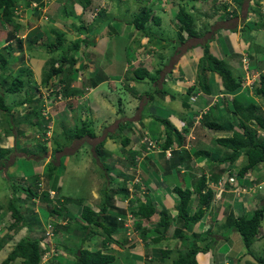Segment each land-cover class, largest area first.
I'll return each instance as SVG.
<instances>
[{"label": "crops", "instance_id": "obj_1", "mask_svg": "<svg viewBox=\"0 0 264 264\" xmlns=\"http://www.w3.org/2000/svg\"><path fill=\"white\" fill-rule=\"evenodd\" d=\"M205 1L126 0L124 2V0H101L97 2L96 0H92L88 9L84 10L79 5V11L74 10L73 5V9L70 12L74 13L77 23L81 22L85 27V33L77 29L78 25L74 20H65V18L71 19L73 16L66 9H62L60 5L62 9L61 16L56 20L51 19V21H48L50 24L61 23L66 30L71 27V39L68 40L71 42L81 40L82 42L79 50L74 53L64 50L66 51L64 54L74 57L71 80L62 74V78H65V82L69 86L67 90L69 97L67 98L70 101L59 106L56 105L53 109L55 119L53 136L55 140H52L51 143V149L53 150L48 151V149L46 153H43L40 149L39 146L42 143L37 139L41 127L37 102L34 101L39 94L38 87L42 85V78L39 79L34 71L26 65L25 67L27 68L22 69L26 59L25 56L20 57L19 52L14 53L19 57L12 56L15 62L14 65L18 69L14 71L13 68L10 71L11 77L15 76V72L17 74L21 70L31 73L29 76L28 73L24 74L22 89L16 92L18 94L13 93L15 94V98L10 103L8 101L5 104L11 109L9 111L10 114L8 115L6 112H3L5 115H2L3 113H0V157H4L6 153L12 151V154L8 157L9 161L1 160L4 162V165L0 164V173L8 180L7 183L11 181L9 180L10 177L14 178L16 176V179L20 178V182H18L19 185L14 182V185L19 187L20 183L25 185L26 183H30L33 177H36L40 179L44 178L46 185L49 176L65 181L69 173L72 175L78 174L83 170L96 166L95 172L91 173L90 177L93 180L89 189V193L91 194L90 199L72 194V197L66 196L63 194L67 193L66 188L63 191L60 189L58 191L55 190L58 192L59 197L71 198L78 202L82 200L84 203L80 204V209L83 207L82 205L93 207V205L98 204L100 191L102 190L100 184H104L106 180L108 183L114 182L112 185L107 184L109 188L117 189L122 186L124 188L126 182L136 175L140 178L141 185L145 186V190L142 193L137 194L139 185H136L134 189L141 203L150 205L156 211L147 220L149 229L140 232V239H137L135 245H131L130 247L126 245L122 234H113L114 239H118L120 243L123 242V245L121 247L117 244L106 245L105 252L115 258L109 264H147L149 257L151 258V264H172L178 255L186 253L193 245L198 250L195 255L197 264H257V260H264V226H260L263 229H260L259 237L252 244L250 248L251 253L243 246L240 235L230 227L229 217H237L239 214L235 208L227 211L224 207V202L228 201L229 197L232 196L230 191H227L226 195L228 196H224V194L218 202H215L214 199L211 207H207L202 219L188 228L183 227L175 208L179 197L174 189L180 188L183 190L184 188H189L193 190L195 188V184L200 178V175H197L200 172L201 156L206 154L201 153V155L197 152H209V145L205 143L203 138L209 137L213 140V137L210 135L212 132L207 129L203 122L199 123V125H193L200 112H203V117L207 118V124L210 122H216L222 126L223 123H226V125L231 124L230 128L234 130L238 127L235 126L234 122L229 121L232 118L230 111H233V99L237 97H241L240 101H245L246 98H253L255 101L257 99L254 94L242 92L240 89L232 93L225 92L220 78L214 73L207 74L209 93L202 92L198 84H196L197 64L203 55V47L207 44L206 46L210 54L219 60H223L234 77L236 75L238 79H242L244 72L241 62H239L241 54L242 56L246 54L251 59V57H254L250 55L252 51L255 53V56L257 51L261 50V53L263 51L264 26H261L263 22L261 14L264 13V0H239L238 2L230 0L229 3H222L219 7L215 4L211 6ZM139 4H143V6L140 7ZM231 5L235 7V12L232 17H229L224 13L223 7L227 6L228 8ZM181 6L184 7L185 11L194 16V30L197 34L194 37H189L176 19ZM47 8L45 7V10ZM142 8L147 9L150 15L156 18L160 24L161 18H163V21L174 30L175 35H178L176 40L170 39L167 43H159V41L155 42L152 40V29L160 26H155L156 24L152 20L149 23H152L153 26H148L145 32L137 31L130 22ZM31 13L32 15L34 14V17L36 14H41L34 10L30 11L28 16L30 20L34 18ZM51 13V16L56 17L54 14L57 12L51 11ZM40 16L44 18L42 14ZM41 18L40 20L42 21ZM23 25L25 28L27 27L25 24H22V27ZM2 27L3 29L0 31V34L12 31L11 27L6 28L5 25ZM74 27L76 28L73 30ZM66 30L57 31L63 33L64 37H66L68 35L64 32ZM16 37L29 40L26 33ZM179 38H181L180 42H177ZM120 39H125L126 43L130 40L129 43L133 44L130 49L133 51L132 55L129 54L126 43L121 44ZM255 39L259 43V45H255L257 46V50L253 49ZM83 41L87 42L84 43ZM117 41H119L120 46L117 45ZM8 43H5L3 46L9 45ZM35 48L36 46L30 48L32 51L30 60L49 61L51 59L62 58L63 50H48L47 55L50 56L45 57L42 54L44 52L33 50ZM115 48L118 50H115ZM112 51L116 53H112ZM144 52L147 56L143 55ZM54 54L57 55L53 56ZM107 56L108 58L106 59ZM251 64L250 69L253 74L257 73V71L252 70L253 66L258 71L264 68V60L260 62L256 58ZM44 67L45 65L41 69L40 76H42ZM65 68H69V64L66 63ZM139 70L142 71L139 74V78H143L142 80L134 76V73ZM1 73H5L7 76L9 71H1ZM88 90L90 92L87 95L86 102L81 104L78 101V97L85 95ZM190 97L195 99L192 100ZM115 103H117L118 109ZM84 110L86 112L83 116ZM165 122L171 123L170 129H175L185 140L183 144H178L176 140L177 136L172 131L173 145L177 147L182 146V148L179 147L176 159H163V154L155 153L149 154L144 158L135 157L133 163L131 160L132 155L128 153V148L132 152L145 151V145L142 143V137L145 132L153 140L158 141V144L162 145L163 148L167 138V134L164 131V129H167V127L165 128ZM82 125L88 127L87 131L92 134V138L87 136L88 133H85L83 137L76 139V141L70 139V136H68L69 132H73L79 127L83 131ZM152 125L154 128L151 127ZM115 131H118L121 135L115 137ZM215 133L216 130L214 131ZM97 134L102 135V140L99 142L96 141L99 140ZM120 136L127 139L129 145L126 148L121 146ZM99 144H102V156L108 155L106 156L108 157L107 161L114 168V170L107 171V174L112 173L108 177L103 176L105 174L103 171L97 173V169L102 164L100 160L96 162L97 164L95 163L97 160L95 149ZM4 147L6 148V153L2 151ZM25 150H28V152L25 153ZM81 151H86V154L83 156L84 162L78 159V153ZM2 153L3 155H1ZM55 153L57 156L54 155ZM182 155L187 157L188 160L182 161L179 164L177 163L176 168L178 170H175L176 174L168 171L166 168L172 165V161L178 162L177 159ZM242 161H244L243 155L229 167L236 169V166ZM183 163H185V171L180 173L179 168H181ZM222 163H212L209 167L205 165L207 167L205 169L206 178H210L212 173L222 175L223 171H228L227 164L229 162ZM21 166L23 170L18 169ZM263 166L264 163L258 165L256 168L259 167L260 169ZM9 171L10 175H7ZM59 172L61 176H59ZM255 173L256 175L251 173V170L248 171V175L244 180L245 183L249 181L252 184L257 183L260 179L261 171L260 174ZM259 182H264V180L260 179ZM9 187L10 193L7 195L10 198L12 195L11 184ZM15 196L22 199L24 194L19 189L15 193ZM119 198L120 196H114L115 200ZM260 199L261 205L264 204V193ZM252 201L254 203L252 204V208H250L249 206H251ZM25 203V201L19 200L21 207H24ZM197 203V194L193 193L189 201V213L195 211ZM241 203L243 205L242 207L240 206L241 209L249 207L245 210L246 213L251 211V209H256L254 207L256 204L255 197H247ZM28 204L31 205L29 201ZM257 204L259 205V202ZM29 207H31L28 209L29 215H25L24 213L28 225L25 224V227L20 229V231L6 230L9 225V212L2 210L3 208L0 207L1 219L4 222L1 223L4 227L2 236L5 235L4 237H6V234L14 232L13 236L7 239L0 249V264L6 259L14 244L22 239L24 228L28 227V229H32V232L38 229L40 232L42 231L45 222L41 215L42 211L39 210L38 215H36L31 212L33 206ZM35 208L38 212V208ZM161 211L166 212L171 221L168 230L163 232L160 229L162 233L155 232L159 228L157 223ZM31 223H33V226H31ZM75 235L78 236L76 232ZM79 238L81 239L79 236L78 238L70 237L68 232H65L59 238L62 245L57 246L61 255L52 264H68L73 262L74 254L79 246ZM99 243V245L98 243L94 245L92 250L101 249L102 239ZM205 245L208 246L207 250L203 249ZM66 247H69L71 251L66 250ZM108 247L110 248L107 249ZM68 251L73 253V255H69ZM102 251L104 252L103 249Z\"/></svg>", "mask_w": 264, "mask_h": 264}, {"label": "trees", "instance_id": "obj_2", "mask_svg": "<svg viewBox=\"0 0 264 264\" xmlns=\"http://www.w3.org/2000/svg\"><path fill=\"white\" fill-rule=\"evenodd\" d=\"M72 1V0H71ZM82 8L88 9L91 5L92 0H76ZM238 2L239 0H235ZM19 2H23L24 7H29L31 2H37L42 5L41 0H0V24L9 25L12 28V31L9 33L10 35H14L15 32L19 31V24L16 20L15 16V9ZM234 2V1H233ZM229 5V4H228ZM67 6V4H66ZM65 6V7H66ZM96 7H94L95 9ZM230 9L231 12L227 9ZM223 7L224 13L227 16L232 17L235 12V7L231 6ZM66 9V8H65ZM71 16H74L73 12H68ZM263 22L261 26H264V13L261 14ZM177 21L180 23L181 28L185 31V33L189 37H194L196 34L194 30V18L192 14H189L185 11L184 7H180L178 13L176 15ZM152 20L155 24H158V20L153 18L150 15V12L142 8L131 20L130 24L134 26L137 31L145 32L148 27L147 23ZM78 30H85V27L82 25L77 28ZM79 30V31H80ZM55 34L56 39L52 41H48L45 43L44 48L45 50H63V54L68 50V52H76L79 50L81 45V40H75L70 44L69 47L63 48V43L65 42L64 34L58 31H52ZM6 34L7 39H9L10 35ZM9 35V37H8ZM43 38V37H42ZM42 38H38L37 40L32 39L31 43L28 45H36L38 42H42ZM28 40V39H27ZM13 42V41H12ZM29 42V40H28ZM84 43L87 41H83ZM12 43H10L11 45ZM15 44H17V49H20L23 45V41L16 40ZM10 48V47H9ZM11 49V48H10ZM66 50V51H64ZM9 51V50H8ZM61 55L62 58L59 59H51L45 63V67L42 71V83L46 84L49 80L53 77L57 80L60 84L65 83V78H62V74L69 77L71 80V71L73 69L74 57L71 55L64 54ZM9 55V52H7ZM69 64V68H65V64ZM9 64V60L7 56L0 54V71L5 72L6 68ZM64 69H66L64 71ZM30 75L31 72H27L26 70L19 71L16 76L13 77V81L8 86L7 90L4 92H12L16 93L20 91L23 87V76L24 74ZM140 73L142 71H137L134 73L139 80L143 78L140 77ZM214 73L216 74L221 81L222 88L227 93H232L236 91L239 86L241 85L242 79L235 78L227 66V64L223 60H219L210 54L206 45L203 47V55L199 59L197 64V84L198 87L202 90V92L208 94L209 93V86L207 82V74ZM67 85V84H66ZM67 86L63 88V94L65 97H69L67 95ZM254 96L258 97L261 103L263 104V108L255 101L253 98H246L245 101H240L241 97L234 98L232 101L233 111L231 112L232 120L234 123L237 124V127L240 130H232L231 135L228 137H221L217 140V144L227 150L226 159L223 162H230L233 163L241 154L245 156V163L240 167L238 170V174L242 177L246 172L256 168L258 165L264 163V75L260 74L258 77V81L254 87ZM0 110L6 112L8 115L10 114V108H8L3 99V95L0 94ZM167 123V122H165ZM212 130H224V126L221 124H217L216 122H210L207 124ZM252 126V127H251ZM83 131L81 128H77L73 132H69L70 138L72 139H80L88 133L87 136L92 138V134L87 131V128L82 125ZM173 129V128H172ZM167 127V131L170 132L167 135L165 143L163 145V149H167L168 147L173 145V138L171 139V133H174L177 136L178 144H183L184 139L183 137L177 133L174 129L172 130ZM231 129V128H230ZM171 130V131H170ZM86 131V132H85ZM262 131L263 133H260ZM121 135V134H120ZM66 136V137H68ZM52 140L54 141L55 138H49L40 145V149L43 153L49 149V145L51 146ZM48 141V142H47ZM42 142V141H40ZM120 142L122 147L126 148L129 143L127 139L123 136H120ZM102 144H99L96 149L99 157H102ZM181 148V146H179ZM131 160L134 163L135 157L140 155L139 151H130L128 148ZM179 149L175 150V156L172 154V158L176 159V155ZM100 151V152H99ZM199 154L206 153V152H197ZM209 155L208 153H206ZM3 155V153L1 154ZM198 156V154H196ZM202 155V154H201ZM171 158V159H172ZM170 159V160H171ZM188 160L187 157L182 155L177 159L178 162L175 161V164L181 163L182 161ZM178 170V169H177ZM51 171V169H50ZM49 171V172H50ZM180 171V169H179ZM48 172V171H47ZM211 178V179H210ZM208 180L205 175L200 176L199 180L195 184V188L193 190L189 188H184L183 190L180 188H175V193L178 195L179 200L176 204L175 208L178 212L179 220L182 221L183 227L188 228L195 223L199 222L202 217L205 215L207 207L210 205V202L213 198L214 190L208 188L206 190V184L210 181L213 185H217L219 182V176H211ZM40 178L33 177L30 183H26L23 187H18L14 184H11V197L7 204V210L9 211V216L11 219V223L7 226L8 231H20L23 227H25V216L23 213V209L19 204V198H16L15 193L21 189L22 193L24 194L23 198L28 200L32 206L31 212L37 215V209L47 214L46 221L44 222L43 229L41 231V235L39 237H32L26 236L20 239L12 248L6 259L2 262V264H9L12 261H15L17 258H20L22 264H42L41 258L42 255L49 249L48 241L45 238V223L50 221H55L63 217L64 220H67L68 223H73L75 219H73L72 209L75 208V203L77 200H73L71 198H63L59 197L57 194L58 192H54V196H50V191H54L52 189H43L41 190L42 181ZM227 187H229L230 183L226 182ZM39 187V190H38ZM203 190H206L204 192ZM44 191V192H41ZM107 192L104 193V197L101 201V206L99 212H94L90 207L83 206L80 219V224L76 223L79 227V230L82 232L83 236L80 239L78 249L74 254V261L72 264H109L112 263L115 258L110 254L105 252L106 245H113L117 244L118 246H122L123 242H118V239H114L113 234H116L118 231V225L114 223V217L111 215L101 216V214H105L107 211V206H111V192L106 190ZM120 193L121 190L119 189ZM103 192V191H102ZM101 192V193H102ZM195 193L198 197V205L193 213H189V201L191 199V195ZM103 194V193H102ZM29 197V198H28ZM234 197V194L231 196ZM23 201V199H22ZM80 201V200H79ZM66 202V203H65ZM236 202V201H235ZM72 203V204H68ZM74 203V204H73ZM39 213V212H38ZM156 211L150 205L145 203H139L137 205V211L134 213L135 216L142 218L144 220H148ZM29 215V212L25 213V215ZM73 214V215H72ZM159 221H158V230L155 232H160V229L165 232L170 228L171 221L169 216L166 212L161 211L159 213ZM75 216V215H74ZM71 217V218H70ZM30 219V217H28ZM36 218V217H35ZM264 219V204L254 210L247 212L241 216H231L229 217L230 227L234 229L241 237L243 246L250 252V248L254 243L257 236H259V228L261 221ZM37 221V220H34ZM53 223L55 234H57L56 238L54 239L52 245L53 249L55 250V258L60 257V251L58 250L57 246L62 245L59 241L60 236L65 234V230L68 229V225H59L58 223ZM30 224V222H29ZM33 226V223H31ZM139 226V225H138ZM137 226V227H138ZM65 228V229H64ZM63 233V234H62ZM102 236V247L98 250H90L87 247H84L85 243L89 242L90 239L94 238L96 235ZM37 236V235H36ZM160 236V235H159ZM11 237L6 236L0 238V249L4 245L7 239ZM57 241V243H55ZM41 243V246L39 245ZM46 243V244H45ZM57 244V245H55ZM46 249H45V246ZM208 246H204V250H207ZM108 247L107 249H109ZM104 250V252L102 251ZM195 246L193 245L186 253H182L178 255L177 259L172 262V264H197L195 260V255L197 254ZM202 249V250H203ZM150 257L148 258L147 264H151ZM56 260H53L54 262ZM257 264H264L263 259L257 260Z\"/></svg>", "mask_w": 264, "mask_h": 264}, {"label": "rangeland", "instance_id": "obj_3", "mask_svg": "<svg viewBox=\"0 0 264 264\" xmlns=\"http://www.w3.org/2000/svg\"><path fill=\"white\" fill-rule=\"evenodd\" d=\"M97 2H100L101 0H96ZM41 2H42V5H40L39 3H37L38 5H39V9H35L34 11H36L37 10V12H39V13H41L44 17H46L47 19H45V18H41V14L40 15H35V17H34V14L32 15V13H31V15L34 17L32 20H30L29 18H28V16H29V14H30V11L32 12L33 10L30 8V7H27V6H25L24 7V5H23V2H19L18 4H17V7H16V9H15V16H16V19L17 20H19L18 21V24H19V31H17V32H15V34L12 36V35H10L9 33L10 32H8V33H1L0 34V54H2V55H5V56H7V58H8V60H9V64H8V66H7V68H6V70H7V72L9 71V74L6 76V74H5V76H4V74H2L1 73V71H0V94H2L3 95V99H4V103L5 104H7V102L9 101V103L11 102V100L12 99H14L15 98V94H18V93H15V94H13L12 92H4V91H6L7 90V88H8V86L11 84V82L13 81L12 79V77L10 76V71H12V69L14 68V71L15 70H17L18 68H16V65H14V60H13V57H19L18 55H16V54H14V53H17V52H19L20 53V57H23V56H25L26 57V59H25V63L23 64L24 65V67H22V69H26L27 67H29L31 70H33L34 71V73L38 76V78L39 79H41L42 78V76H40V73H41V69H42V67L45 65V63L47 62V61H44V60H42V61H35L34 59H29V58H31V56H32V51L30 50V48L32 47V45L30 46V45H28V44H30L31 43V40L33 39L34 40V38H35V40H37L38 38H42L43 40H42V42H38L36 45H34V46H36V48L35 49H33V50H40L41 52H44V53H42L45 57H48V56H50V55H47L48 53L47 52H49L48 50H45V48H44V45H45V43H48V41H50L49 39H51L52 41H54L55 39H56V36H55V34H53L52 33V31H57V30H66V28L64 27V26H62V24L60 23V24H50V22L48 21V20H50L51 21V19L52 20H56L57 18H59L60 16H61V14H62V9H65L66 8V11H71L73 8V5H74V10H76V11H79V9H80V6H79V3L76 1V0H41ZM104 2V1H103ZM124 2H126V0H124ZM205 2H207L209 5H213V4H215L216 6H220V5H222V3H229L230 2V0H206ZM66 4H67V6H66ZM62 6V9H61V6ZM127 5H128V1H127ZM66 6V7H65ZM99 6H100V3H99ZM139 6L140 7H142L143 6V4H139ZM146 7H147V5H145ZM45 7L47 8L46 10H45ZM54 7V8H53ZM58 7V8H57ZM53 8V9H52ZM76 8V9H75ZM148 8V7H147ZM208 8V7H207ZM52 9V10H51ZM56 9H57V11H56ZM149 9V8H148ZM199 10V9H198ZM207 10V9H206ZM51 11L52 12H57L56 14H54V15H56V17L55 16H51L52 15V13H51ZM197 12H199V11H197ZM202 13V12H201ZM160 14V13H159ZM73 16V15H72ZM194 17V16H193ZM27 18V19H26ZM40 18L42 19V21L40 20ZM95 18V17H94ZM91 19H92V17H91ZM44 20V21H43ZM65 20H67V21H71V20H74V22L75 23H77V20H75V17L73 16V17H71V19L70 18H65ZM67 21H65V22H67ZM151 21V20H150ZM80 23V24H79ZM22 24H25L27 27L25 28L24 27V25H23V27H22ZM84 24V23H83ZM77 25H78V27L79 26H82V24H81V22H78L77 23ZM150 25H152V23H147V27L148 26H150ZM157 25H160L158 28H156L155 27V29H152V33H153V36H152V40H154L155 42L156 41H159V43L160 42H164V43H167L170 39H172V40H176V38H177V36L178 35H175V32H174V30L167 24V23H165L164 21H163V18H161V24H160V22L158 23V24H156L155 26H157ZM2 26H4L3 24H0V31L3 29V27ZM6 26V28L7 27H9L10 28V26L9 25H5ZM153 26V25H152ZM151 26V27H152ZM35 27V28H34ZM77 27V28H78ZM31 28H33V29H31ZM49 28H51V29H49ZM58 28V29H57ZM76 27H74L73 28V30L75 29ZM48 29H49V31H48ZM72 29H71V27H69L68 28V30H66V31H64L65 33H67L68 35L66 36V37H64L65 38V42L63 43V48H65V47H69L70 46V44L72 43L71 41H69L68 39H71V36H70V31H71ZM80 30V29H79ZM80 31H82V30H80ZM86 31L84 30L83 31V33H85ZM23 33H26V36L29 38V42H28V40L27 39H22V38H20V37H16V36H21ZM6 34H9L10 35V37H9V35H8V37H9V39H7V37H6ZM137 36V35H136ZM20 38V39H19ZM49 38V39H48ZM136 38V37H135ZM135 38H133V39H135ZM75 39V38H74ZM162 39H163V41H162ZM180 39L181 38H179L178 40H177V42H180ZM16 40H21V41H23V46L20 48V49H17V44H15V42H16ZM9 41H13L12 42V44L10 45V43H8ZM124 41V42H123ZM74 42V41H73ZM130 42V40H128V42L126 43V41H125V39H123V40H121L120 39V43L121 44H125L126 43V47H128L127 49H128V51H129V54L130 55H132L133 54V51L132 50H130L131 49V45L133 46V44L132 43H129ZM5 43H8L9 45H5V46H3ZM120 43H119V41H117V45L118 46H120ZM205 45H207V44H205ZM255 45H259V43L256 41V39H255V44L253 45V49L254 50H257V46H255ZM11 49H10V48ZM262 47V46H261ZM28 48V49H27ZM9 50V51H8ZM19 50H21V51H19ZM115 50H118L117 48H115ZM262 50L264 51V46H263V48H262ZM263 51H262V53H263ZM7 52H9V55H7ZM35 52V51H34ZM61 52V51H60ZM112 53H116V52H113L112 51ZM249 54H250V52H248ZM262 53H261V50L260 51H257V54H256V56H255V53L252 51V54H250V55H252V56H254L253 58L251 57V59H249L248 58V55H246V54H243V56H247V59H248V62H247V64L246 65H243L242 63H241V66H242V70H243V72H244V75L243 76H245V74H246V72L248 71V68H249V70H250V65H252L251 64V62L253 63L254 62V60L257 58L260 62L262 61V60H264V54L262 55ZM57 54H54L53 56H56ZM60 55V54H59ZM13 56V57H12ZM108 56H109V54H108ZM108 56L106 57V59L108 58ZM263 58V59H262ZM241 59H242V54H241V58L239 57V62H241ZM41 62H43V64H41ZM17 63H19V62H17ZM25 65L27 66V67H25ZM252 70H254V71H258V69H256L254 66H253V68H252ZM251 71V70H250ZM253 71V72H254ZM6 72V71H5ZM251 74H253V73H251ZM12 75V74H11ZM14 75L16 76V72L14 73ZM24 77V76H23ZM235 78H237V76L235 75ZM41 81H42V79H41ZM23 84H24V82H23ZM197 84V83H196ZM43 88V87H42ZM224 90V89H223ZM90 92V91H89ZM89 94V93H88ZM88 94H86V96L85 97H83L84 99H83V102H86V98H87V95ZM257 99H256V102L261 106V108H263L262 106H263V104L261 103V101L259 100V98L258 97H256ZM36 100V99H35ZM116 104V107H117V109H118V106H117V103H115ZM85 110H84V113H83V116H84V114H85ZM230 112H232V111H230ZM0 113H3V111H1L0 110ZM1 115V114H0ZM2 115H5L4 113L2 114ZM6 117V116H5ZM5 117H3V118H5ZM85 118V117H84ZM206 120H207V118L204 116L203 117V119L202 120H200V124L203 122V124H205L206 125V127H207V129L208 130H210V132H212V133H210V135L213 137V140H211L209 137L208 138H203L204 139V141H205V143L207 144V145H209V148H208V151L209 152H206V153H208L209 154V157H207V154H204L203 156H201V160H200V172L198 173V175L197 176H199V175H201V176H203V175H205L206 173H205V169H207V167H209L210 166V164H212V163H217V164H220V163H222L223 162V160L224 159H226V154L228 153V152H226L227 150L226 149H224L223 147H221L220 145H218L217 144V140L219 139V138H221V137H228V136H230L231 135V132H232V129H230V127L232 126L231 124H228V125H226V123L224 124L223 123V126L225 127L224 128V130L223 131H217L216 130V133L214 134V131L215 130H212L210 127H208V125H207V123H206ZM229 121H231V122H233V120H232V118L231 119H229ZM230 123V122H229ZM202 124V125H203ZM228 126V127H227ZM235 126L237 127V124L235 123ZM54 127V131H55V126H53ZM152 128H154V126L152 125L151 126ZM166 127H168V128H171V123H166V126H165V128ZM252 127V126H251ZM86 128H88V127H86ZM75 129V128H74ZM234 130H240L239 128H235ZM164 131L166 132V134L167 135H169L170 134V132H168L167 131V129H164ZM230 132V133H229ZM260 132H262V131H260ZM48 134L46 133V136H47ZM53 135H54V133H53ZM114 135H115V137L117 136H119L120 135V133L118 132V131H115V133H114ZM45 136V137H46ZM97 136H99V140H96V141H101L102 140V135L101 134H97ZM150 136V135H149ZM151 137V136H150ZM47 138V137H46ZM173 138V135H172V133H171V139ZM37 139H41V140H45V138H41L40 136H38L37 137ZM70 139H72V138H70ZM42 141L41 143H45V141ZM72 140H74V141H76V139H72ZM177 140V139H176ZM215 140V141H214ZM48 142V141H47ZM70 142H72V141H70ZM174 142V141H173ZM121 144V143H120ZM72 145H73V143H72ZM71 145V146H72ZM199 145V144H198ZM70 146V147H71ZM120 146V145H119ZM122 146V145H121ZM120 146V147H121ZM52 148V146H50L49 145V150L48 151H52L53 149H51ZM188 149H190V148H188ZM5 150H6V148L4 147L3 148V153L5 152ZM206 150V149H205ZM226 150V151H225ZM28 152V150H25V153H27ZM100 152V151H99ZM114 152V151H113ZM175 152V151H174ZM173 152V155L175 154ZM6 153V152H5ZM57 153V152H56ZM56 153L54 154L55 156H57L56 155ZM115 153V152H114ZM12 154V151H9L8 153H6L5 155H4V157H0V164H2V165H4L3 163L4 162H2L1 160H6V161H9L8 160V157L10 156ZM86 154V151H81V152H79L78 153V159H81L80 161L81 162H84V160H83V156ZM95 155H96V157H97V160L95 161V163L98 161V160H100V162L102 163L101 165H100V168H98L97 169V173H100V172H105V174H103V176L104 177H108V176H110V175H112V173L111 174H107V171H109V170H114V168H112V166L109 164V162L107 161V159H108V157H106V156H108V155H106V156H102L101 158L99 157V156H97L98 155V153H97V149H95ZM105 155V154H104ZM175 156V155H174ZM162 157H163V159H164V156L162 155ZM244 157V161H242L238 166H242L246 161H245V156H243ZM213 159V160H211V159ZM84 159H86V158H84ZM106 159V161H104ZM191 160H192V158H191ZM97 164V163H96ZM191 164H193L192 162H191ZM263 164V163H262ZM207 167H206V166ZM99 167V166H98ZM194 168H195V166H193ZM95 168H97L96 166H92V168L91 169H88V170H83V171H81L80 173H75L74 175H72L71 173H69L68 174V178H66L65 179V181H63V180H61V179H54V178H52L51 176H49V180L46 182V185H45V179L43 178V179H40V181L39 182H41L42 181V184H41V187H40V189L41 190H45V189H47L48 187H50V188H52V189H54V191L53 192H56V191H58V189H60L61 191H63V189L64 188H66L67 189V193H63L64 195H66V196H70V197H72V195H79V196H83V197H87V198H85V199H90V196H91V194L89 193V189H90V187H91V185H92V179H90V177H91V173H93V172H95ZM188 168H190V167H188ZM263 168H264V166L263 167H261L260 169H259V167L258 168H253L252 170H251V173H253L254 175H256V173L255 172H257L258 174H260V171H261V174H260V179L263 181L264 180V174H263ZM18 169H20V170H23V167L21 166L20 168H18ZM168 171H170V172H173V173H175L176 174V164H175V160H173L172 161V165L170 166H168L167 168H166ZM181 169L183 170H185V166L184 167H181ZM137 170V169H136ZM189 171H191V170H189ZM255 171V172H254ZM114 172V171H113ZM180 172V171H179ZM215 173V172H214ZM7 174V173H6ZM7 175H10V171L8 172V174ZM101 175V174H100ZM212 176H214L215 174H211ZM14 176V175H13ZM59 176H61V173L59 172ZM186 176V175H185ZM215 176H219V173L217 174V175H215ZM17 177L16 176H14V178H12V177H10L9 178V180H11L9 183H7L8 182V180L7 179H5L4 178V175L2 174V173H0V207L1 208H3L2 210H7V204H8V202H9V196L7 195L8 193H10V187H9V185L10 184H14V182L16 183V184H18V182H20V178L19 179H16ZM60 178V177H59ZM259 179V180H260ZM13 180V181H12ZM58 180H59V182H58ZM105 180H106V178H105ZM259 180L257 181V183L259 184L258 185V187L257 188H255V193H258L257 195H255L254 197H255V200H256V204H255V208H258V204H257V202H259V204H261V195L264 193V182H259ZM77 181H78V183H77ZM107 182V180L105 181V183L104 184H100V187L101 188H103V189H105L100 195H99V198H100V200L104 197V193H106L107 191L106 190H108L109 189V187L107 186V184L108 185H112L114 182H111V183H106ZM19 185V184H18ZM99 185V184H98ZM24 185L22 184V183H20V187H23ZM59 187V188H58ZM111 188V187H110ZM208 188H210V189H214V185L209 181L207 184H206V190L208 189ZM49 189V188H48ZM228 189H230V190H232V192H233V189L235 190V188H233V187H231V186H229V188ZM38 190H39V187H38ZM56 190V191H55ZM206 190H203L204 192H206ZM41 192H44V191H41ZM235 193H237V191H235ZM234 192H233V194L234 195H236ZM72 194V195H71ZM55 195V194H54ZM53 195V196H54ZM223 195L224 194H222V197H223ZM230 195V194H229ZM224 196H228V195H224ZM243 197V199H241L240 200V198L239 197H234V200L232 199V197H229L230 199L228 200V201H226V202H224V207L226 208V210L227 211H231L232 209H234L235 208V210L237 211V212H239V214H238V216H241V215H244V214H246V212H245V210H247L249 207L250 208H252V204L254 203V201H252L251 202V206H249L248 208L247 207H245V208H242L241 209V207L243 206L242 205V203L241 202H243L244 201V199L245 198H247L246 196H242ZM29 198V197H28ZM22 199H23V201H25L26 203L23 205L24 207H21V209L23 208V213H27V211H28V209L29 208H31V207H29V206H32V204L31 205H29L28 204V200H26V199H24L23 197H22ZM21 199V200H22ZM77 199H79L78 197H77ZM99 200V199H98ZM217 202H218V200H216ZM235 201H241V202H235ZM82 200L80 201V202H76L75 203V207L77 206V208L78 209H80V204H82ZM98 202V201H97ZM100 202V201H99ZM99 202H98V204H99ZM66 203V202H65ZM84 203V202H83ZM68 204H72V203H68ZM74 204V203H73ZM87 204V203H86ZM96 204V203H95ZM98 204H96L95 206L93 205V207H97L98 206ZM91 205V204H90ZM219 205V204H218ZM241 206V207H240ZM34 207V206H33ZM211 207V206H210ZM24 208H25V210H24ZM251 210H254V209H251ZM7 212H9L8 210H7ZM38 212H39V210H38ZM38 212H36L37 213V215H38ZM1 214V213H0ZM73 214H76V212H73ZM72 214V215H73ZM41 215H42V217H43V220L44 221H46V218L45 217H47V214L46 213H44V212H42L41 213ZM110 215L111 216H113V217H117V216H120L121 215V213L120 212H114V213H110ZM73 219H75L74 220V222L73 223H69V224H66V225H68L67 226V228L68 229H66L65 230V232L67 233L68 232V234L70 235V237H77L78 238V236L79 237H82L83 236V234H82V232L79 230V227H78V225L76 224V223H78V224H80V221L78 220V219H80L79 218V216H74L73 215ZM71 218V217H70ZM28 219V218H27ZM9 224H10V221H11V219H10V216H9ZM5 221V220H4ZM25 222H26V225H28V223H27V221L25 220ZM0 223H4L3 222V219H1V215H0ZM260 226H264V219L261 221V224H260ZM262 227H260L259 228V232H260V229L262 230L263 228ZM7 229V228H6ZM65 229V228H64ZM8 230V229H7ZM32 229H28V227L27 228H24V230H23V237L22 238H24V237H26V236H32V237H39V234H41V232L39 231V229L38 230H35V231H31ZM75 232L78 234V236H76L75 235ZM7 233V232H6ZM5 233V234H6ZM13 233L14 232H10V233H8V234H6V236H9V237H12L13 236ZM37 235V236H36ZM211 235H215V234H211ZM5 236V235H4ZM4 236H0V238H2V237H4ZM60 238H61V236H60ZM214 238V237H213ZM212 238V239H213ZM80 239V238H79ZM102 239V236L101 235H98L97 234V236H95V238H92V239H90L89 240V242H87V243H85V245H84V247H87V248H89L90 250H92V247L94 246V245H96L97 243H98V245L100 244L99 242H100V240ZM67 241V240H66ZM16 244V243H15ZM14 244V245H15ZM46 244V243H45ZM40 246H41V243L39 244ZM45 246V245H44ZM70 247V246H69ZM69 247H66L67 249L66 250H70L71 251V247L69 248ZM68 254L70 255V254H72L73 255V253H71V252H69L68 251ZM72 255H71V257H72ZM73 262H70V263H68V264H72ZM9 264H22L21 263V260H20V258H17L15 261H12V262H10Z\"/></svg>", "mask_w": 264, "mask_h": 264}, {"label": "built area", "instance_id": "obj_4", "mask_svg": "<svg viewBox=\"0 0 264 264\" xmlns=\"http://www.w3.org/2000/svg\"><path fill=\"white\" fill-rule=\"evenodd\" d=\"M29 7L32 10L39 9V5L36 2H31ZM95 10L98 11V9H95ZM227 10L229 11V13L231 12V10L229 8ZM44 18L47 19L46 17H44ZM143 55H146L145 52ZM143 55H142V59H143ZM247 62H248L247 56H242L241 63L243 65H246ZM260 74L264 75V69L261 71H257V73H255V74H251V72L248 68V71L246 72L245 76H243L242 81H241V85L239 86L238 89H240L242 92H245V93L249 92L251 94H254V87L258 81V77ZM63 88H65L64 84H60L58 81H53V82L49 83L48 85H46L45 87H43L39 90V94H38L37 98L40 101V106H41L40 107V115L43 119L42 139L45 138V140L43 139L44 141H46L47 139H49L51 137L52 130H53L51 110L53 109V107L55 105H57L58 103H61L65 100V96L63 94ZM88 92H89V90L87 91V93ZM86 94L79 97V99L81 101H83V99H84L83 97H85ZM190 99L194 100L195 98L190 97ZM203 114H204L203 112H200L199 116L196 118L193 125H199L200 120L203 118ZM46 133L48 134L47 136H46ZM142 143L145 145V151H143V150L140 151L139 158H144V157L148 156L149 154L162 153L165 159H170L172 157L173 150L179 149V147L174 146V145H172V147H169L167 149H163L162 145H159L158 141L153 140L149 136V134L146 132L144 133V135L142 137ZM229 181L231 182L232 179H229ZM134 185L140 186L139 190L137 191V194L142 193L145 190V186L143 184L141 185L140 178L136 175L134 176V178L129 183V192L130 193L135 192V194H136V191L133 187ZM223 185H224V177L221 178V181H219L218 184L216 185V189L218 191L217 197H219L220 194L223 192V190H224ZM249 191L251 194H254L255 188H252ZM49 193H50V196H53L55 194L52 191H50ZM127 218H128V220H127L126 227H128L130 230V227L132 224V219H133L132 214L130 212H128ZM66 221L67 220H64L63 217H61L60 219L57 220V223L59 225H66ZM53 223H56V222L55 221H50V222L48 221L45 223V227H44L45 238L48 241L47 245H49L50 247L42 255L41 260H42L43 264H50L51 260L55 257V250L53 249L52 243H53L54 239L56 238L57 234H55ZM3 230H4L3 224L0 223V236L3 233ZM45 249H46V246H45Z\"/></svg>", "mask_w": 264, "mask_h": 264}, {"label": "clouds", "instance_id": "obj_5", "mask_svg": "<svg viewBox=\"0 0 264 264\" xmlns=\"http://www.w3.org/2000/svg\"><path fill=\"white\" fill-rule=\"evenodd\" d=\"M263 69L264 68H262L261 70H263ZM53 81H57V80H55L54 77H53L51 80L48 81V83H46V84H43L42 83V85H40L38 87V89L40 90L42 87H45L46 85H48L49 83H51ZM63 84L65 85V88H66L67 85L65 83H63ZM34 101L37 102L36 104L38 106V112H39V116H40V127H41V129H40V133L38 134V136H40L42 138V135H43V119H42V117L40 115V107H41L40 106V101L38 100V98L36 100L34 99ZM68 101H70V99H68L67 97H65V100L63 102H61V103H58L57 105L59 106V105H61L63 103H66ZM78 101L81 104H83V101H81L79 99V97H78ZM54 107H53V109H54ZM53 109L51 110V115H52V122H53V126H54L55 119H54V116H53ZM53 133H54V127H53L52 134H51V137L50 138H53ZM260 133H263V132H260ZM39 141H43V140L39 139ZM181 148H182V146H181ZM173 151H175V150H173ZM172 154H173V152H172ZM241 155L244 156V154H241ZM170 159H167V160H170ZM237 159L233 163H230L229 162V164H227L228 165L227 166L228 171H223L222 175L221 174L219 175V178H220L219 181H221V178L224 177V185H223L224 186V190L220 194V196L217 197L218 191L216 189V185H214L213 198H212V200L210 202V205L208 207L211 206V203L213 202L214 199H215L214 200L215 202H216V200L219 201L222 198V194H227V191H230V193H232V195H233V192L235 193V191H237V193H235L236 195H234V197H239L240 200L243 199L242 196H246L248 198H253L257 194V193L251 194L249 190H251L252 188H257L259 184H257V183L252 184L250 181L248 183H245V181H244L245 178L248 175L247 174L248 172H246V174H244L242 177H240L239 174H238V170L240 169L241 166H236V169H231L229 167V166L233 165L237 161ZM226 162H228V161H226ZM226 162H224V163H226ZM184 166H185V163H183L181 167H184ZM232 168H235V167H232ZM179 169H180V173H183V171H185L184 169L183 170L181 168H179ZM133 178H134V176L128 182H126V185H125L124 188H123V186L122 187H118L121 190V193H120V191H119L118 188L117 189L116 188H109L108 189V191H110L111 192V195H112L110 197L111 198L112 205L111 206H107V211L105 212V214H101V216H107V215H110V213H114V212H120L121 213L120 216L114 217V223L118 225V231L116 233L117 234H122L124 236L126 245L128 247H130L131 245H135L136 240L137 239H140V232H143V231L149 229L146 220H144L142 218H139L138 216H135L134 215V213L137 211V205H138L137 203L138 202H141V201H140L138 195L135 194V192L134 193H130L129 192V183L131 182V180ZM207 178L209 179V177H207ZM229 179H232V181L230 182ZM248 179H249V177H248ZM226 182H229L230 183L229 186L235 188V190L233 189V192H232V190L228 189L229 187H227ZM140 183H141V180H140ZM135 186L136 185H134L133 187H135ZM104 190L105 189L102 188V190L100 192H102ZM114 196H120V198L118 200H115L114 199ZM234 197H232L233 200H234ZM99 201L100 202H99V204H98L97 207H92V206H88V207H90L94 212H99L102 199L100 200V198H99ZM236 202H239V201H236ZM260 205L261 204H259L258 207H260ZM82 206H85V205H82ZM71 211H72V213L73 212H76V214H74V215L80 217L82 208L81 209H78L77 206H76ZM128 212H130L132 214V217H133L130 230H129L128 227H126L127 220H128V218H127ZM66 222L68 223V221H66ZM257 237H259V236H257ZM53 260H57V259L54 257L51 260L50 264H52V261ZM41 262H42V260H41Z\"/></svg>", "mask_w": 264, "mask_h": 264}]
</instances>
